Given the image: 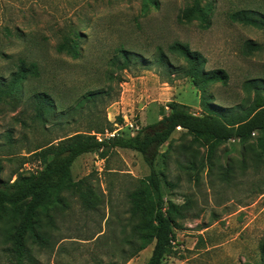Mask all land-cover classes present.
<instances>
[{
	"label": "rangeland",
	"instance_id": "rangeland-1",
	"mask_svg": "<svg viewBox=\"0 0 264 264\" xmlns=\"http://www.w3.org/2000/svg\"><path fill=\"white\" fill-rule=\"evenodd\" d=\"M193 2L0 0V79H10L21 55L38 58L43 71L38 78H28L16 98L0 101L1 179L13 182L20 174L40 169L41 164L31 156L34 149L75 132H93L103 121L114 132L131 135L159 121L171 101L202 114L201 91L183 72L188 63L170 49L177 41L205 57L206 71L220 69L228 76L225 83L208 86V101L228 109L231 115L249 108L255 90H248L246 83L264 78V29L233 22L230 15L244 9L264 15V0H200L212 7L208 28L197 20H179ZM67 24L80 33L78 58L55 49L61 41L58 32ZM17 30L29 39L16 37ZM249 42L261 49L251 50ZM121 47L132 50L137 59L130 69L117 72L123 78L119 83L117 78L109 81L108 73L109 61ZM159 47L164 60L173 66L161 64ZM107 88L110 95L103 92ZM91 91H102L96 107L87 110L86 105L82 111H74ZM43 92L54 107L40 120L35 96ZM252 141L257 144L256 137ZM181 145L197 153L199 160L207 155L206 146L178 128L156 157L154 167L161 175L166 201L187 205L186 217L177 219L174 248L163 264H264V171L221 180L215 169L223 170L230 159H241L242 143L217 145L214 159L218 165H197L195 170L184 163ZM150 172L143 156L129 149H113L104 158L96 153L80 156L72 166L73 178L90 175L97 194L106 195L103 212L81 215L77 198L68 197L66 213L76 215L62 224L64 239L53 251L35 252L40 264H121L122 258L111 256L110 241L104 236L95 239L109 233L112 205L126 207V193ZM153 247L148 246L127 264H146ZM10 263L0 247V264Z\"/></svg>",
	"mask_w": 264,
	"mask_h": 264
},
{
	"label": "trees",
	"instance_id": "trees-1",
	"mask_svg": "<svg viewBox=\"0 0 264 264\" xmlns=\"http://www.w3.org/2000/svg\"><path fill=\"white\" fill-rule=\"evenodd\" d=\"M155 5V3H154ZM147 6V5H146ZM212 7L203 5L200 0H194L179 17L181 22L200 21L204 28L210 26ZM233 22L264 29V15L258 11L244 9L234 11L230 15ZM16 37L29 36L17 30ZM10 32V31H9ZM61 41L55 49L57 53L67 54L73 58L80 56L79 31L73 25L67 24L63 31L58 32ZM38 44L39 42L36 41ZM47 40V39H45ZM251 50L258 51L260 45L248 43ZM161 64L171 65L164 60L161 47ZM170 49L184 57L188 66L183 70L186 77H191L194 85L201 91L202 114L192 112L188 105L171 101L168 110L163 108L161 119L151 125L141 128L136 134L123 135L114 129L107 121L97 124L95 130L75 132L70 136L60 138L32 151V155L40 164V169L30 174H20L12 182L0 177V247L10 257V264H40L35 252L53 251L64 239L61 237L62 224L68 217V197H76L81 215L103 212L106 195L97 194L90 181V175L75 180L72 166L82 155L96 153L102 158L113 149H129L140 153L151 167L150 174L138 179L134 188L125 196L126 207L115 208L112 197L113 215L107 219L109 233L104 236L113 245L112 257L122 258L121 264H127L148 246L154 244L152 254L146 264H163L177 240L175 232L177 219L186 217L187 205L166 201L163 194L162 178L155 169L154 163L160 148L167 143L178 128L192 135L196 141L207 147L205 159L199 160V155L190 152L186 145H181L184 163L193 170L197 165H218L214 159L216 146L230 141H238L243 145L241 159H230L223 170L215 169L221 180L245 178L250 173L259 174L264 171V78L247 81L248 90H255V97L249 108L240 109L231 115L228 109L216 106L206 99V90L210 84L226 82L228 76L224 70L206 71V59L203 55L179 41L174 42ZM137 55L124 47L117 48L109 61V81L123 78L117 72L131 68ZM41 62L38 58L29 59L21 55L18 58L17 70L11 74L8 81L0 79V101L3 98H16L24 82L30 78L42 75ZM116 76V77H115ZM110 95L111 89L103 91ZM102 91H91L82 98L73 110H91L96 107ZM113 98V97H112ZM37 117L45 120L53 111L54 103L48 93L35 96ZM84 109V110H85ZM119 122L123 118L119 117ZM107 133H114L107 136ZM98 135H102L99 140ZM256 137L257 144L252 139ZM220 165V164H219ZM210 170V168H209ZM115 208V209H114ZM105 219V214L102 216ZM101 231L98 232V234ZM93 238H90V240ZM116 264V263H115Z\"/></svg>",
	"mask_w": 264,
	"mask_h": 264
},
{
	"label": "built area",
	"instance_id": "built-area-1",
	"mask_svg": "<svg viewBox=\"0 0 264 264\" xmlns=\"http://www.w3.org/2000/svg\"><path fill=\"white\" fill-rule=\"evenodd\" d=\"M115 133V132H114ZM114 133H107V136H113ZM99 140H102V135H98Z\"/></svg>",
	"mask_w": 264,
	"mask_h": 264
}]
</instances>
